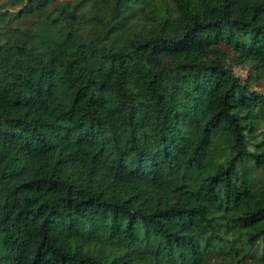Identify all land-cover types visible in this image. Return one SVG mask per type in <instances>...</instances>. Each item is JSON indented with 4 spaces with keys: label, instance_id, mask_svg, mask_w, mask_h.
Instances as JSON below:
<instances>
[{
    "label": "trees",
    "instance_id": "16d2710c",
    "mask_svg": "<svg viewBox=\"0 0 264 264\" xmlns=\"http://www.w3.org/2000/svg\"><path fill=\"white\" fill-rule=\"evenodd\" d=\"M263 78L264 0H0V264L264 260Z\"/></svg>",
    "mask_w": 264,
    "mask_h": 264
},
{
    "label": "rangeland",
    "instance_id": "374dc122",
    "mask_svg": "<svg viewBox=\"0 0 264 264\" xmlns=\"http://www.w3.org/2000/svg\"><path fill=\"white\" fill-rule=\"evenodd\" d=\"M243 74H245V70L242 71ZM262 85H264V78L262 79ZM211 264H237L236 258H232L229 255H220L217 258H214L211 262ZM241 264H264V260L261 259H251V258H245L242 259Z\"/></svg>",
    "mask_w": 264,
    "mask_h": 264
}]
</instances>
